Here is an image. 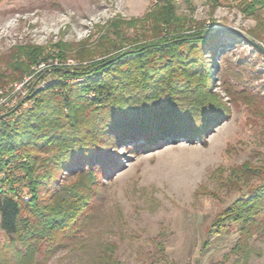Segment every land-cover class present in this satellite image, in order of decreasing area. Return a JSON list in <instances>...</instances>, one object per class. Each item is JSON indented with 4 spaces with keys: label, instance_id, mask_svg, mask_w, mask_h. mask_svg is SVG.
Returning <instances> with one entry per match:
<instances>
[{
    "label": "trees",
    "instance_id": "trees-1",
    "mask_svg": "<svg viewBox=\"0 0 264 264\" xmlns=\"http://www.w3.org/2000/svg\"><path fill=\"white\" fill-rule=\"evenodd\" d=\"M163 3L142 18L112 21L96 49L77 51L79 64L39 73L36 80L55 73L71 81L34 86L33 105L0 120V234L6 237L0 264H46L78 243L89 249L95 264H119L110 243L78 239L98 219L103 190L118 166V149L139 153L166 138L206 142L214 124L229 114L211 87L215 57L243 43L264 58L246 37L215 34L209 26L179 33L186 30L177 3ZM261 10L264 0L242 2L246 15L262 21ZM138 22H149L153 35L130 40L123 27ZM56 46L57 58L67 59L70 45ZM47 58L43 46L15 45L0 57V87ZM57 88L63 91L54 92ZM11 163L14 168L2 177ZM240 170L234 169V176L257 182L212 221L210 234L230 222L239 224V233L224 259L210 264L232 258L247 262L253 240L264 235V165ZM65 172L68 180L61 179ZM23 186L29 188V200L20 196Z\"/></svg>",
    "mask_w": 264,
    "mask_h": 264
},
{
    "label": "rangeland",
    "instance_id": "rangeland-1",
    "mask_svg": "<svg viewBox=\"0 0 264 264\" xmlns=\"http://www.w3.org/2000/svg\"><path fill=\"white\" fill-rule=\"evenodd\" d=\"M165 1L0 0V57L15 45L27 44L45 47L48 56L41 61L44 67L34 65L29 74L0 87V120L31 107L34 86L71 81L55 73L36 80L39 73L46 74L53 66L79 64L77 51L96 49L100 37L112 29V21L142 18ZM243 1L182 0L176 4V14L186 31L179 33L229 27L264 48V17L261 21L246 15ZM123 28L130 40L153 35L149 22ZM167 33L163 27L161 35ZM61 43L72 48L67 59L57 58L56 45ZM211 65V87L227 106L228 116L214 124L206 142L166 138L139 153L120 147L98 219L81 232L80 242L110 243L119 264H210L223 260L234 246L238 223H227L220 233L210 234L208 229L218 214L257 182L234 176V169L264 165V58L241 43L219 52ZM13 168L11 163L7 170ZM69 178L67 172L61 176ZM23 190L29 192L27 186ZM5 241L1 233L0 243ZM81 246L56 253L46 264H95L89 249ZM252 247L247 262L236 263L232 258L227 264H264V235L255 238Z\"/></svg>",
    "mask_w": 264,
    "mask_h": 264
},
{
    "label": "water",
    "instance_id": "water-1",
    "mask_svg": "<svg viewBox=\"0 0 264 264\" xmlns=\"http://www.w3.org/2000/svg\"><path fill=\"white\" fill-rule=\"evenodd\" d=\"M212 29H214V33L215 34H220V33H230V34H236L238 36H243L241 33H239L238 31H236L235 29L229 28V27H218V26H214ZM255 46H258L263 52H264V48L259 45L256 42H252Z\"/></svg>",
    "mask_w": 264,
    "mask_h": 264
},
{
    "label": "built area",
    "instance_id": "built-area-1",
    "mask_svg": "<svg viewBox=\"0 0 264 264\" xmlns=\"http://www.w3.org/2000/svg\"><path fill=\"white\" fill-rule=\"evenodd\" d=\"M167 1H174V2H176V3H180L182 0H167ZM192 1H200V0H192ZM155 2H157V0H155ZM39 67H44L45 66V63H40L39 65H38ZM10 174V170H5L2 174H1V176L2 177H6L7 175H9ZM20 196H21V198H23L24 200H29V198H30V193L28 192V191H26V190H23L21 193H20Z\"/></svg>",
    "mask_w": 264,
    "mask_h": 264
}]
</instances>
